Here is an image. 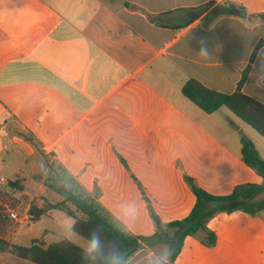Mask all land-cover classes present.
Segmentation results:
<instances>
[{"label":"crops","instance_id":"obj_1","mask_svg":"<svg viewBox=\"0 0 264 264\" xmlns=\"http://www.w3.org/2000/svg\"><path fill=\"white\" fill-rule=\"evenodd\" d=\"M261 13L264 0H0V170L23 185L48 162L85 193H129L142 209L186 195L188 214L182 177L208 178L214 195L236 162L202 126L214 112L181 87L233 92L259 46L242 92L264 103ZM2 217L0 239L30 245Z\"/></svg>","mask_w":264,"mask_h":264},{"label":"rangeland","instance_id":"obj_2","mask_svg":"<svg viewBox=\"0 0 264 264\" xmlns=\"http://www.w3.org/2000/svg\"><path fill=\"white\" fill-rule=\"evenodd\" d=\"M202 126L228 148L236 162L233 167V177L229 179L232 183L217 187L215 189L217 194L214 195H227L234 187L247 183L264 184V176L254 168L241 164L239 153V138L244 136L251 140L261 158L264 159V138L224 107L219 108L207 118L203 117ZM44 165L49 168L44 176L42 174L38 177L28 178L25 183L22 182L23 190L21 192L9 187L7 183L0 182V215L3 216L2 218L9 225L10 230L18 229V232L22 230L20 235L24 244H28L30 238L35 237L42 238L46 244L57 242L65 238V225L73 222L72 218L60 210H54L48 215L41 216L35 222L29 218V215L28 219L19 224H13L6 218L3 212L5 204L16 207L20 203L18 210L22 213L25 208L24 204L31 202L40 204L45 196L50 200H52L51 197L57 198L56 194L51 193L49 189L47 193H50L51 197L50 194L43 195L38 187L40 183L44 186L47 182L55 184V181L58 180L57 175L63 176L65 173L52 171L48 162H45ZM11 172L12 170H0V176L10 180ZM182 178L189 187L186 177ZM209 182L210 180L206 177L198 179L197 182L193 181L197 187L203 189L209 188L207 185ZM231 184H234L233 188L230 186ZM88 195L92 200H95L96 207L109 221H115L125 230L143 238L137 249L139 252L135 257L136 260L141 259L139 264H151V261L157 256H167L173 249L174 243L171 239L176 240L179 235L175 228L168 229L165 224L169 221L181 220L188 215L182 204L189 200L186 195H182L185 198L177 204L174 201L172 203L168 201L160 205H148L145 209L137 207L134 195L129 193L98 194L96 191H92ZM173 195L168 192L164 196L170 198ZM254 200H264V192L257 195ZM207 210L211 213L204 218L202 226L182 239L179 254L175 261L169 259V263L264 264V209L251 214L241 209L239 205L229 209L220 203H211ZM209 231L215 233L216 243L207 247L201 244V241ZM154 233L158 235L153 236ZM159 238L160 240H158ZM68 240L82 248L87 247L88 241L76 233ZM130 260L131 257L128 261L130 262ZM128 261L125 264H128Z\"/></svg>","mask_w":264,"mask_h":264},{"label":"trees","instance_id":"obj_3","mask_svg":"<svg viewBox=\"0 0 264 264\" xmlns=\"http://www.w3.org/2000/svg\"><path fill=\"white\" fill-rule=\"evenodd\" d=\"M260 16L264 17V13ZM258 48L259 46H256L253 49L249 63L241 71L233 92L224 93L210 89L196 79L189 78L183 83L181 93L204 113L211 114L221 107L226 108L264 138V103L242 92L250 64ZM239 142L241 161L264 176V159L260 157L253 143L244 136H240ZM185 179L189 183L195 202L186 217L165 224L168 229L175 228L179 235L176 240L171 239L174 244L170 261H174L177 257L182 239L202 226L204 218L211 213L207 210L211 203H220L229 209L239 205L241 209L251 214L264 209V200H254L257 195L264 192V184L247 183L234 187L227 195H213L197 187L191 178ZM7 184L18 192L23 190L18 179L9 180ZM45 185L56 194L57 198L52 201L45 197L40 204L31 202L28 208L29 218L37 221L53 210H60L73 219V230L77 235L87 241L93 233L98 235L101 243L99 252L93 254L94 258H85L83 248L68 239L62 238L45 245L41 238H33L28 246L0 239V253L11 254L34 264H125L137 251L143 238L104 217L96 207L95 200H92L71 177L63 176L58 178L55 184L47 182ZM157 235V233L153 234V236ZM215 243L216 235L212 231L207 232L201 241V244L207 247Z\"/></svg>","mask_w":264,"mask_h":264},{"label":"clouds","instance_id":"obj_4","mask_svg":"<svg viewBox=\"0 0 264 264\" xmlns=\"http://www.w3.org/2000/svg\"><path fill=\"white\" fill-rule=\"evenodd\" d=\"M203 55H207L208 51L206 48H202L200 51ZM65 239H71L73 235H75L72 224L65 225ZM101 248L100 239L97 234L93 233L90 239L88 240L87 247H85L82 251L85 258L93 257L95 253L99 252ZM171 256V252L167 256H157L155 259L151 261V264H169V259Z\"/></svg>","mask_w":264,"mask_h":264},{"label":"built area","instance_id":"obj_5","mask_svg":"<svg viewBox=\"0 0 264 264\" xmlns=\"http://www.w3.org/2000/svg\"><path fill=\"white\" fill-rule=\"evenodd\" d=\"M10 180H15V179H10ZM9 180L4 179L3 177H0V182L7 183ZM20 205V203H19ZM18 205V206H19ZM18 206L16 207H11L10 204H5L3 205V212L5 213L6 218L8 219L9 222L13 224H19L24 222L26 219H28V209L29 205L24 204L25 208L23 209V212L18 210Z\"/></svg>","mask_w":264,"mask_h":264},{"label":"water","instance_id":"obj_6","mask_svg":"<svg viewBox=\"0 0 264 264\" xmlns=\"http://www.w3.org/2000/svg\"><path fill=\"white\" fill-rule=\"evenodd\" d=\"M231 7H233V6H231Z\"/></svg>","mask_w":264,"mask_h":264}]
</instances>
